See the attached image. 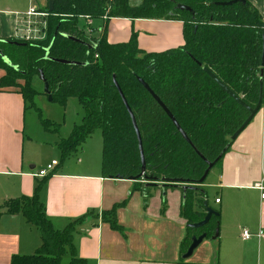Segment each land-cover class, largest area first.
Returning a JSON list of instances; mask_svg holds the SVG:
<instances>
[{
    "label": "trees",
    "instance_id": "16d2710c",
    "mask_svg": "<svg viewBox=\"0 0 264 264\" xmlns=\"http://www.w3.org/2000/svg\"><path fill=\"white\" fill-rule=\"evenodd\" d=\"M227 1L231 0H144L140 7L133 8L128 0H54L53 12L47 11L45 38L0 36V50L12 63L8 65L0 55V67L6 71L0 88L18 89L26 108L30 103L33 107L35 96L46 95L40 79L42 72L53 102L64 106L69 98L77 99L83 115L69 137L57 145L61 162L76 155L87 139L100 131L104 177L133 180L134 190L144 191L149 189L147 181L197 182L204 176L208 162L218 160V165L222 161L234 141L232 136L249 118V109L255 108L260 99L264 103L263 17L248 0L218 4ZM179 5L191 10H181ZM83 16L108 17V20H180L184 24L185 44L162 52H147L139 48L135 34L127 42L111 43L106 25L99 36H89L81 23ZM61 59L80 64L57 61ZM205 68L246 106L211 78ZM140 78L169 109L192 144ZM115 80L141 134L146 161L144 173L138 135ZM42 124L50 132H58L60 127L49 120H42ZM52 174L38 180L33 196L21 195L4 204L8 213L22 214L38 227L42 239L35 253L14 255L11 264H62L65 258H69L67 264H87L86 259L78 256L73 237L76 226L93 213L63 229L56 228L39 195ZM167 187L176 186L167 184ZM205 201H208L205 191H187L181 212L189 224L205 218ZM116 209L103 212L102 219L119 229ZM219 222L218 212L205 227L197 230L188 227L182 254L187 252L194 235L206 232L208 237H213Z\"/></svg>",
    "mask_w": 264,
    "mask_h": 264
},
{
    "label": "crops",
    "instance_id": "0c3cea01",
    "mask_svg": "<svg viewBox=\"0 0 264 264\" xmlns=\"http://www.w3.org/2000/svg\"><path fill=\"white\" fill-rule=\"evenodd\" d=\"M248 1L264 20V0ZM31 7L45 11L49 0H0V36L26 39L27 35L20 34L21 26L25 24L29 33L39 17L27 15ZM30 19L34 26L29 25ZM111 19L123 20L116 25L128 30L117 37L107 25L111 43L129 41L135 29L139 48L147 52L185 44L180 20ZM81 23L86 25L84 18ZM93 29L91 36L96 37L105 25ZM5 74L0 67V80ZM28 109L18 89L0 88V264H11L17 254H33L42 243L38 227L4 207L11 198L33 196L38 180L43 179L36 176L38 169L25 156ZM88 141L77 160L59 161L39 193L47 216L58 229L93 213L76 226L73 237L78 256L87 264H264V233L259 236L261 230L264 232V202L258 188L264 184V103L210 171L209 183L201 185L208 198L209 191L213 194L209 206L220 213L219 236L205 238L187 259L182 257L189 224L181 212L183 191L177 187H167L165 194L158 187L134 190L133 180L104 177L101 132L100 137ZM216 198H220L219 203ZM122 202L125 204L120 205ZM115 207L119 229L102 219L103 212ZM244 229L251 232L250 239L242 237ZM68 261L65 258L62 264Z\"/></svg>",
    "mask_w": 264,
    "mask_h": 264
},
{
    "label": "rangeland",
    "instance_id": "374dc122",
    "mask_svg": "<svg viewBox=\"0 0 264 264\" xmlns=\"http://www.w3.org/2000/svg\"><path fill=\"white\" fill-rule=\"evenodd\" d=\"M128 1L129 5L133 8L140 7L144 2V0ZM47 11L48 8H46L45 11H40L41 14L36 19L35 26L32 24L34 27H30L31 30L29 33L26 31V25L23 24L20 28V34L27 35L26 39L28 40L45 38L47 35L45 29L49 18V13ZM108 19V17H104L103 19L98 18L95 20V24L93 21L94 26L92 24L91 27L98 28L101 25H106L107 27L108 25V27L113 30V34L117 37H122L128 31L125 26L116 25H121L119 22H122L123 20L114 21V19H111V21H109ZM106 22H109V24ZM42 28H44V30ZM132 29L133 24L131 23L129 31H132ZM133 30L132 33L136 35L137 31L135 29ZM38 87L43 90L41 83L38 84ZM34 102L35 106L32 107L30 103V107L27 111L28 127L26 132L28 139L25 145V156L28 161H31V165H35L39 170L42 166L45 167L53 158L61 162V154L57 145L60 139L69 137L75 124L81 122L83 112L76 98H69L63 106L57 102L50 101L48 96L40 94L34 97ZM42 120H49L51 123L56 122L60 124L58 132H50L46 130L42 124ZM51 128L53 129L55 126L52 125ZM93 134L94 135H91L92 137L90 136L93 140L100 137V131H96ZM92 139L87 140L90 142ZM78 154L71 156L66 162L77 160L80 156V151ZM209 178L210 177L208 176L205 183H209ZM208 195L209 202L212 204L213 194L209 191Z\"/></svg>",
    "mask_w": 264,
    "mask_h": 264
},
{
    "label": "water",
    "instance_id": "95a60500",
    "mask_svg": "<svg viewBox=\"0 0 264 264\" xmlns=\"http://www.w3.org/2000/svg\"><path fill=\"white\" fill-rule=\"evenodd\" d=\"M237 2H245V0H231V1H227V2H219L218 4L220 5H232L234 3ZM55 7V3L54 0H49V11L53 12ZM179 9L181 10H187L190 11L191 9L188 6H184V5H179L178 6ZM69 38L73 39L74 41H77L79 43L82 44H86L83 40L73 37V36H68ZM263 42H264V37H263ZM16 44H22L20 42H14ZM90 46V45H89ZM91 47V46H90ZM0 55H2L3 60L8 64L12 66L11 61L5 56L3 55L2 51L0 50ZM60 63L63 64H68V65H78L80 64L79 62H75V61H68V60H57ZM262 66L264 67V47H263V55H262ZM206 72L211 76V78H213L222 88H224L237 102H239L241 105L246 106L245 103L243 102V100L241 98H239L238 96L235 95V93L230 90V88H228L224 83H222L218 77L212 73L210 70H208L207 68H205ZM264 74V69L262 70V75ZM40 79L44 82V92L45 94L48 96V99L50 101L53 100L52 94L50 92L49 89V84L48 82L45 80L44 75L41 72L40 75ZM140 82L144 84V86L150 91V93L153 95V97L155 98V100L162 106V108L165 110V112L170 116V118L173 120L174 124L177 126V128L180 130V132L182 133V135L188 140V142L191 143L190 139L188 138V136L186 135V133L184 132V130L181 128V126L178 124V122L176 121V119L174 118V116L172 115V113L169 111V109L164 105V103L161 101V99L154 93V91L149 87V85L140 78ZM115 84L117 86V89L123 99V102L128 110V112L131 115L135 130L137 132L138 135V140H139V147H140V151H141V156H142V172L144 173L146 170V161H145V157H144V151H143V144H142V138H141V134L140 131L138 129V125L134 116V113L130 107V105L127 102V99L120 87V85L117 83V81L115 80ZM263 105L262 99L259 100L257 106L255 108H251L249 109L250 111V116L249 118L246 120V122L242 125V127L232 136V140H235L238 135L246 128V126L251 122V120L256 116V114L261 110ZM192 144V143H191ZM219 159V158H218ZM217 161L214 162H208V168L204 174V176L198 180L197 182H183V181H179V180H175L174 182L170 183L168 180L164 179L161 182L158 181H147L146 182V187H158L161 188L163 190V193H166V188H167V184H172L174 186H176L177 188H180L183 191V196L185 197L186 193L188 190H193V191H204L200 186L206 181L210 171L216 166ZM204 205L206 207V216L203 220L196 222V223H190L188 224V227L192 228V229H201L203 227H205L210 220L212 219V217L214 215H217L218 212L213 209L212 207L209 206L208 201L204 202ZM219 236V229L216 230L215 235L213 236V238H217ZM208 235L206 232L201 233L200 235H194L192 237V242L190 247L188 248L187 252L185 254H183V259H187L190 258L194 252V250L204 241L205 238H207Z\"/></svg>",
    "mask_w": 264,
    "mask_h": 264
},
{
    "label": "built area",
    "instance_id": "2783aa9c",
    "mask_svg": "<svg viewBox=\"0 0 264 264\" xmlns=\"http://www.w3.org/2000/svg\"><path fill=\"white\" fill-rule=\"evenodd\" d=\"M40 14L41 13L38 12L35 7H31L30 10L27 13V15L30 18L34 17V16H40ZM82 18H84V20L86 21L85 30L88 33V35L91 36L94 33V29L91 27V25L93 24L94 19L91 18L90 16H83ZM33 23H34V21H31V19H30L29 20V25H31ZM58 165H59V161L58 160H52L44 168L38 170L37 173H36V176L39 177V178H45V177L49 176L50 174L54 173L55 169H56V167ZM258 188L260 189L261 199L264 202V184H262V183L258 184ZM216 202L219 203L220 202V198H216ZM263 233H264L263 230H261L259 232V236H262ZM251 236H252V234H251V232L249 230H247V229L243 230L242 237L245 240L250 239Z\"/></svg>",
    "mask_w": 264,
    "mask_h": 264
}]
</instances>
